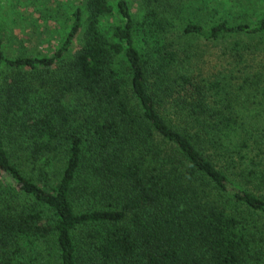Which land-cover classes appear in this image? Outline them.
I'll use <instances>...</instances> for the list:
<instances>
[{
	"label": "trees",
	"instance_id": "trees-1",
	"mask_svg": "<svg viewBox=\"0 0 264 264\" xmlns=\"http://www.w3.org/2000/svg\"><path fill=\"white\" fill-rule=\"evenodd\" d=\"M192 1L210 16L182 19ZM252 1L234 23L236 0H45L43 31L69 15L49 56L6 57L0 28V264L264 260Z\"/></svg>",
	"mask_w": 264,
	"mask_h": 264
},
{
	"label": "rangeland",
	"instance_id": "rangeland-1",
	"mask_svg": "<svg viewBox=\"0 0 264 264\" xmlns=\"http://www.w3.org/2000/svg\"><path fill=\"white\" fill-rule=\"evenodd\" d=\"M45 0H0V28L2 30L3 51L6 57L12 58L16 54H25L28 56H49L53 50L61 43V38L65 35L69 26L68 12H60V19L51 23L47 27L49 31H43L44 26L41 14V5ZM237 7H230L229 10L218 11L224 20L228 22H248L254 21L260 14L259 7L253 5L252 0H236ZM194 1L184 11L186 22H197L210 16L207 12L196 11ZM197 4V3H196ZM140 7L132 5V10H139ZM65 9V8H64ZM208 10H212L211 8ZM62 16V17H61ZM179 28V25L176 24ZM186 42V40H184ZM200 42V41H194ZM206 50V49H205ZM217 48H208L204 54V74H216L218 68ZM210 54L213 57H210ZM258 264H264L260 259Z\"/></svg>",
	"mask_w": 264,
	"mask_h": 264
}]
</instances>
